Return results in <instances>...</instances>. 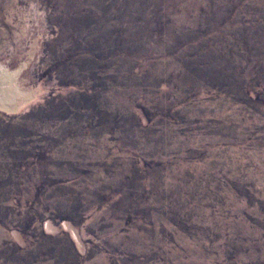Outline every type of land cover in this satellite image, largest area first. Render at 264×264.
<instances>
[{"label": "rangeland", "instance_id": "1", "mask_svg": "<svg viewBox=\"0 0 264 264\" xmlns=\"http://www.w3.org/2000/svg\"><path fill=\"white\" fill-rule=\"evenodd\" d=\"M0 264H264V0H0Z\"/></svg>", "mask_w": 264, "mask_h": 264}]
</instances>
